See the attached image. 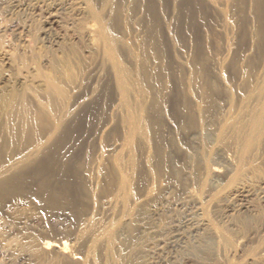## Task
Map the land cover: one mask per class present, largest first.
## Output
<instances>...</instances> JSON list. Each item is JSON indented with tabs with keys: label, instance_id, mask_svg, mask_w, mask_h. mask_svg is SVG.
I'll use <instances>...</instances> for the list:
<instances>
[{
	"label": "rangeland",
	"instance_id": "374dc122",
	"mask_svg": "<svg viewBox=\"0 0 264 264\" xmlns=\"http://www.w3.org/2000/svg\"><path fill=\"white\" fill-rule=\"evenodd\" d=\"M263 85L264 0H0V264H264V135L241 172L202 166L230 170L212 136Z\"/></svg>",
	"mask_w": 264,
	"mask_h": 264
},
{
	"label": "bare ground",
	"instance_id": "6f19581e",
	"mask_svg": "<svg viewBox=\"0 0 264 264\" xmlns=\"http://www.w3.org/2000/svg\"><path fill=\"white\" fill-rule=\"evenodd\" d=\"M52 23V22H51ZM109 54L112 56V58L114 57V48H113V46H109ZM110 60H112L111 58H110ZM113 60H115V59H113ZM113 60H112V62H113ZM115 62H117V61H115ZM114 62V63H115ZM113 64V63H112ZM114 65V64H113ZM114 67V66H113ZM115 67H116V70H117V77H115V78H117L116 80H117V82H115V83H118V85H121L120 87H119V90L121 89V87H123L122 85H124V82H123V78H125L124 76H125V72L123 71V70H121V68L119 67V64L117 63V65H115ZM200 67V66H199ZM197 68V67H196ZM196 71V70H195ZM203 71V70H202ZM222 71H223V69H222ZM191 72V71H190ZM210 72V71H209ZM160 76V75H159ZM192 76V75H191ZM195 76V75H194ZM164 77V76H163ZM159 79V78H158ZM181 79V78H180ZM180 79H178V80H180ZM183 79V78H182ZM189 79V78H188ZM194 79H195V77H194ZM203 79V78H202ZM196 80V79H195ZM194 80V81H195ZM161 81V80H160ZM164 81V80H163ZM184 81V80H183ZM191 81V80H190ZM193 81V82H194ZM202 81V80H201ZM185 82V81H184ZM197 82H200V81H197ZM203 82V81H202ZM205 82V81H204ZM203 82V83H204ZM179 83H181V82H179ZM191 83H192V81H191ZM195 83V82H194ZM193 83V84H194ZM177 84H178V82H177ZM52 85V84H51ZM195 85V84H194ZM197 86L198 85H200V83L199 84H196ZM203 85V84H202ZM53 86H55L54 84L52 85V88H53ZM116 86H117V84H116ZM182 86V85H181ZM188 86H190V85H188ZM206 85H204V87H205ZM264 86V85H263ZM118 87H116V88H118ZM204 87H202L201 88V85H200V87L198 86V88H201V90H200V92L198 91V93H201L200 94V96H201V98H204L205 100V102L207 101V99H208V93H207V89H206V87L204 88ZM177 88V87H176ZM194 88H196V90L194 89ZM193 89L195 90V91H197V87L195 86ZM208 88V87H207ZM124 89V88H123ZM123 89H122V91H123ZM205 89V90H204ZM262 89H263V87H262ZM53 91V90H52ZM115 91V90H114ZM190 91H191V89H190ZM124 92V91H123ZM123 92H121L122 94H123ZM256 92V91H255ZM53 93H58L59 94V96H60V94H62L61 93V90L59 91V89H57V86L54 88V92ZM120 93V94H121ZM197 93V94H198ZM212 93V92H211ZM121 94V95H122ZM193 94H194V92H193ZM251 94H252V92H251ZM105 95V94H104ZM181 95V94H180ZM189 95V94H188ZM62 96H63V94H62ZM61 96V97H62ZM196 96V95H195ZM199 96V95H198ZM197 96V97H198ZM199 96V97H200ZM253 96V95H252ZM256 96V95H255ZM262 96V95H261ZM120 97V96H119ZM186 97V96H185ZM188 97V96H187ZM211 97V96H210ZM246 97V96H245ZM244 97V98H245ZM257 97V96H256ZM259 97V96H258ZM124 98V97H123ZM137 98V97H136ZM200 98V99H201ZM125 99V98H124ZM183 99V98H182ZM182 99H181V101H182ZM255 99V98H254ZM261 99V98H260ZM243 100V99H242ZM185 101V100H184ZM246 101V100H245ZM254 101V100H253ZM255 101H257V100H255ZM124 102H125V100H124ZM187 103V102H186ZM237 103V102H236ZM248 103V102H247ZM255 103V102H254ZM258 103V102H257ZM261 104H259V107H258V109H256L255 108V110H257V111H255V112H251V113H249L247 110V112L246 111H242V113H244L243 115H240V114H235V118H232V117H230V118H228L227 120H225L222 124H220V126H219V123H218V128L219 129H217L218 130V132H217V134H215L214 133V135L212 136V138L213 137H215V138H213V139H215L214 141H216V142H220V144L218 143V146H216V149H215V152H213V153H216V156H218L219 157V159L226 165L225 167H228V169H230V170H228V171H226V170H224L221 166H218V165H214V166H210V164H208V161L207 162H204V164L202 165L203 166V169H204V173L207 175V176H209V177H212V178H215V179H218L217 177H219V178H221V179H223V178H227L228 176L230 177V174H232V173H235L236 171H238L239 169H241L243 166H244V164L247 162V160H248V158L250 157V155L252 154L253 155V151L255 150V149H258L257 147H260V144L261 143H263L262 142V137H263V135H264V98H263V101L262 102H260ZM182 104V103H181ZM120 105V104H119ZM197 105H199V104H197ZM196 105V106H197ZM201 105H203L202 103H201ZM246 105V104H245ZM244 105V106H245ZM117 106V105H116ZM115 106V107H116ZM182 106V105H181ZM243 106V107H244ZM124 107V106H123ZM184 108H185V106H183ZM206 107V106H205ZM257 107V106H256ZM245 108V107H244ZM246 108H248L247 106H246ZM188 109V108H187ZM187 109H186V111H187ZM191 109V108H190ZM200 109H202V108H200ZM199 109V110H200ZM120 110V109H119ZM118 110V111H119ZM192 110V109H191ZM196 110H197V108H196ZM245 110V109H244ZM122 111V110H121ZM184 111V110H183ZM189 111V110H188ZM187 111V112H188ZM205 111V110H204ZM192 112V111H191ZM198 112V111H197ZM202 112V111H201ZM200 112V113H201ZM246 112V113H245ZM184 113H186V112H184ZM183 113V114H184ZM203 113V112H202ZM205 113V112H204ZM204 113L203 114H201V115H204ZM241 113V114H242ZM192 114H194V112L192 113ZM198 114H199V112H198ZM195 115V114H194ZM194 115H193V117H194ZM184 116V115H183ZM198 116V115H197ZM196 116V117H197ZM200 116V115H199ZM192 116H191V114H190V118L188 119L187 117H186V119H188L189 121H191L190 123H194V118H193ZM206 117V116H205ZM204 117V118H205ZM119 118V117H118ZM199 118H201L200 120H202L203 119V116H201V117H199ZM198 118V119H199ZM124 119H126V118H124ZM120 120V119H119ZM184 121H185V118L183 119ZM197 121V120H196ZM195 121V122H196ZM202 121H204V119L202 120ZM137 122H138V120H137ZM188 122V121H187ZM185 123H186V121H185ZM197 123V122H196ZM200 123H201V121H200ZM200 123H197V126L199 127H201V124ZM189 123H187V125H188ZM198 124H200V125H198ZM191 125H196L195 123L194 124H191ZM189 126V125H188ZM205 126V125H204ZM208 126V125H207ZM191 127V126H190ZM124 128V127H123ZM128 128H129V126H128ZM127 128V129H128ZM132 128V127H131ZM134 128V127H133ZM138 128H139V126H138ZM191 128H193V127H191ZM197 128V127H196ZM201 128H203V127H201ZM140 129V128H139ZM138 129V130H139ZM195 129V127L192 129V130H194ZM197 129H200V128H197ZM211 129V128H210ZM123 130V129H122ZM133 130V129H132ZM130 131H131V129H130ZM196 131V130H195ZM199 131V130H198ZM201 131L203 132L204 130L203 129H201ZM138 132V131H137ZM137 132L135 133V131H134V133L135 134H137ZM205 132V131H204ZM214 132H216V131H214ZM14 133V132H13ZM12 133V134H13ZM124 133V132H123ZM126 133V132H125ZM211 133V132H210ZM49 134V133H48ZM128 134V133H127ZM140 134V133H139ZM194 134V133H193ZM192 134V135H193ZM201 134V133H200ZM203 134V133H202ZM1 135V134H0ZM130 135V134H129ZM132 135H134V134H132ZM209 133H208V138H209ZM63 136V135H62ZM194 137H198V136H195V135H193ZM129 137V136H128ZM131 137V136H130ZM51 138V137H50ZM264 138V137H263ZM52 139V138H51ZM143 139V138H142ZM145 139V138H144ZM46 140V139H45ZM45 140H44V142H45ZM209 140H210V138H209ZM50 141V140H49ZM222 141H223V143H224V141L225 142H228V145H230V149H227L228 148V146H227V148H226V145L225 146H223V145H221L222 144ZM47 142V141H46ZM210 142V141H209ZM216 142H214V143H216ZM3 143H5V142H3ZM120 143V142H119ZM39 144V143H38ZM43 144V143H42ZM121 144V143H120ZM119 144V145H120ZM213 144V143H212ZM215 145V144H214ZM214 145H211L210 147H211V149H212V146H214ZM263 145V144H262ZM121 146V145H120ZM125 146V145H124ZM30 148H32V147H30ZM111 149H112V147H111ZM206 149V148H205ZM36 150H38L37 149V147H36ZM49 150V149H48ZM3 151V150H2ZM21 151V150H20ZM110 151V150H109ZM123 151V150H122ZM25 152V151H24ZM124 152V151H123ZM122 152V153H123ZM212 152V151H211ZM19 153V152H18ZM255 153H256V151H255ZM20 154V153H19ZM34 154H36V153H34ZM55 154V153H54ZM209 154H210V152H209ZM212 154V153H211ZM211 154H210V156H211ZM31 155V154H30ZM160 155V154H159ZM208 155V154H207ZM255 155V157L257 156L256 154H254ZM36 156V155H35ZM44 156V155H43ZM209 156V155H208ZM207 156V157H208ZM215 156V155H214ZM19 157V156H18ZM28 157V156H27ZM129 157V156H128ZM252 157V156H251ZM20 158H24V156L23 157H20ZM18 159L16 162H21V159ZM25 158H26V156H25ZM32 158V157H31ZM35 159V158H34ZM33 159V160H34ZM252 159V158H251ZM45 160V159H44ZM47 160V159H46ZM123 160V159H122ZM209 160V159H208ZM217 160V159H216ZM23 161H25V160H23ZM28 160H27V158H26V162H27ZM49 161V160H48ZM18 162V163H19ZM250 162V161H249ZM15 163V162H14ZM117 163H119V161L117 162ZM122 163V162H121ZM125 163V162H124ZM251 163V162H250ZM31 165H32V163H30ZM127 164V163H126ZM201 164V163H200ZM29 165V164H28ZM30 166V165H29ZM121 166V165H120ZM126 166V165H125ZM128 166V165H127ZM129 167V166H128ZM121 169H123V167L121 168ZM201 169V168H200ZM227 169V168H226ZM74 170V169H73ZM119 170V169H118ZM125 170V169H124ZM163 170V169H162ZM14 171V170H13ZM75 171V170H74ZM131 171V170H130ZM240 171V170H239ZM241 172V171H240ZM237 173V172H236ZM69 174V173H68ZM121 174V173H120ZM132 174V173H131ZM11 175H13V174H11ZM121 176V175H120ZM127 176V175H126ZM19 177V176H18ZM17 177V178H18ZM74 177V176H73ZM122 177V176H121ZM121 177H120V179H121ZM128 177V176H127ZM16 177L14 176L13 178H10V179H8V180H5L4 181V179H3V181L2 182H0V189H4V187H7V186H14V185H12L13 184V182H14V179H15ZM125 179H126V177H124ZM199 178V177H198ZM125 179H121L122 180V182H121V185L123 186V187H125V186H127V184L129 183L130 184V182H128V181H125ZM128 179V178H127ZM17 180V179H16ZM113 180H115V179H113ZM152 180V179H151ZM120 181V180H119ZM227 181V180H226ZM128 182V183H127ZM72 183V182H71ZM63 184V183H62ZM112 184V183H111ZM119 184H120V182H119ZM129 184H128V186H129ZM121 185H120V187H121ZM153 185V184H152ZM119 186V185H118ZM132 186V185H131ZM151 186V185H150ZM68 187V186H67ZM51 188V187H50ZM57 188V187H56ZM127 188V187H126ZM109 189H110V187H109ZM128 189V188H127ZM192 189H194V188H192ZM119 191V190H118ZM124 191V190H123ZM110 192V191H109ZM116 192V191H115ZM127 192V191H126ZM132 192V191H131ZM56 193V192H55ZM60 193V192H59ZM129 193V192H128ZM127 193V194H128ZM185 193L187 194V192L185 191ZM189 193V192H188ZM192 193H193V191H192ZM190 194V193H189ZM195 194V193H194ZM61 197V196H60ZM120 197V196H119ZM124 197V196H123ZM146 197H147V195H146ZM191 197H192V195H191ZM191 197H190V195H189V198L191 199ZM194 197V196H193ZM192 197V198H193ZM198 197V196H197ZM237 197L239 198V199H242V201H244L245 202V204H241V205H239L240 207H241V210L243 211V212H248L250 209H251V206L250 205H248V203H246L247 202V200L249 199V197H250V194H248L247 192H245V191H239V192H237ZM54 198V197H53ZM72 199V198H71ZM114 199V198H113ZM117 199V198H116ZM123 199V198H122ZM127 199V198H126ZM134 199V198H133ZM183 200V199H182ZM261 203L264 205V194H263V196L261 197ZM69 201V200H68ZM110 201H112L111 199H110ZM118 201V200H117ZM116 201V202H117ZM123 201V200H122ZM200 201V200H199ZM103 202V201H102ZM203 202V201H202ZM115 204V203H114ZM133 204V203H132ZM104 205V204H103ZM111 206V205H110ZM202 206V205H201ZM112 207V206H111ZM117 207V206H116ZM200 207V206H199ZM203 207V206H202ZM125 208V207H124ZM135 208V207H134ZM132 209V208H131ZM239 210V209H238ZM241 211V212H242ZM132 212V211H131ZM250 212V211H249ZM129 213V212H128ZM244 214V213H243ZM248 214V213H247ZM114 215V214H113ZM139 216V215H138ZM122 217V216H121ZM198 217V216H197ZM252 217V216H251ZM188 219V220H187ZM187 219L185 220V221H183V222H180V224L178 225V226H176L177 228H176V230L175 231H172V232H174V234H173V236H172V238H171V240L169 241V242H166L167 244L166 245H169L170 247H173L177 242H179V241H182L184 238H185V234L186 235H191V234H193V235H195V234H198V230L200 229L199 228V226L201 227V225H203V223H199V222H193L192 220H190L188 217H187ZM125 220V219H124ZM106 228V227H105ZM107 229V228H106ZM182 229H183V231H182ZM185 229V230H184ZM104 232V231H103ZM109 232V231H108ZM210 232V231H209ZM212 232H213V234H215V232L212 230ZM217 234V233H216ZM192 235V236H193ZM204 236V235H203ZM206 239V238H205ZM210 240V239H209ZM208 240V241H209ZM218 243V242H217ZM217 243H216V245H217ZM208 244H209V242H208ZM66 242H62L61 243V245H59V246H57L56 244H54L53 242H50V241H45V242H43L42 243V245H41V247H40V251H48V250H51V249H56L57 250V252H59V253H61V254H64L65 253V250H66ZM214 249V248H213ZM219 255V254H218ZM263 256V255H262ZM158 264V263H157Z\"/></svg>",
	"mask_w": 264,
	"mask_h": 264
}]
</instances>
